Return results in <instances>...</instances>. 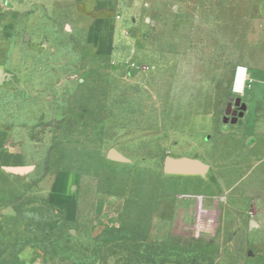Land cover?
Wrapping results in <instances>:
<instances>
[{"label":"rangeland","instance_id":"obj_1","mask_svg":"<svg viewBox=\"0 0 264 264\" xmlns=\"http://www.w3.org/2000/svg\"><path fill=\"white\" fill-rule=\"evenodd\" d=\"M96 2L0 0V129L32 167L0 165V264H264V136L224 122L255 103L239 71L264 93V0Z\"/></svg>","mask_w":264,"mask_h":264},{"label":"crops","instance_id":"obj_2","mask_svg":"<svg viewBox=\"0 0 264 264\" xmlns=\"http://www.w3.org/2000/svg\"><path fill=\"white\" fill-rule=\"evenodd\" d=\"M96 1L97 9H100L99 11H114L118 4V0ZM95 25L96 24L93 25L91 35L96 38H101V41L98 43V49L107 52L110 47L109 42L112 34L104 28H94L96 27ZM263 76H257V80H259L258 83L262 85L264 83V81H262ZM254 80L255 79L251 77L249 82H254ZM247 89L248 85L243 98H248L255 103L246 109L242 123L239 125L242 126L243 132L247 137H255L254 139H258L261 136H264V93L261 95L259 92L256 93V91H250L249 88V94H251L248 96ZM11 135L12 132L0 129V165L21 167V165H23V156L17 153V147L9 142Z\"/></svg>","mask_w":264,"mask_h":264},{"label":"water","instance_id":"obj_3","mask_svg":"<svg viewBox=\"0 0 264 264\" xmlns=\"http://www.w3.org/2000/svg\"><path fill=\"white\" fill-rule=\"evenodd\" d=\"M133 72V71H132ZM1 70H0V77H1ZM231 101H234L232 98ZM235 105L240 109L239 113L234 114L233 120L230 121V112L228 109L226 110V116L224 118V122L228 123L231 122L233 124H241L242 119L244 117L245 111L247 109L246 105L242 102L241 98H237L235 100ZM108 158L113 161L118 162H126V159L119 154L115 150H111L108 154ZM165 172L168 174H180V175H198V174H205L208 170V167L197 159H189V158H167L164 164ZM3 170L11 175H24L32 170V167H11L5 166Z\"/></svg>","mask_w":264,"mask_h":264},{"label":"built area","instance_id":"obj_4","mask_svg":"<svg viewBox=\"0 0 264 264\" xmlns=\"http://www.w3.org/2000/svg\"><path fill=\"white\" fill-rule=\"evenodd\" d=\"M238 78H241L240 85H238ZM248 76L245 71H239L234 83V92L239 96L243 95V91L248 83Z\"/></svg>","mask_w":264,"mask_h":264},{"label":"flooded vegetation","instance_id":"obj_5","mask_svg":"<svg viewBox=\"0 0 264 264\" xmlns=\"http://www.w3.org/2000/svg\"><path fill=\"white\" fill-rule=\"evenodd\" d=\"M228 111L230 112V121L233 120L234 114L239 113L240 109L235 105V100L231 101L227 106Z\"/></svg>","mask_w":264,"mask_h":264},{"label":"bare ground","instance_id":"obj_6","mask_svg":"<svg viewBox=\"0 0 264 264\" xmlns=\"http://www.w3.org/2000/svg\"><path fill=\"white\" fill-rule=\"evenodd\" d=\"M260 73V72H259ZM262 73H260V75H261ZM264 75V74H263ZM240 80H241V78H238V85H240ZM245 90H246V88L244 89V91H243V95L241 96V97H243L244 96V94H245Z\"/></svg>","mask_w":264,"mask_h":264}]
</instances>
